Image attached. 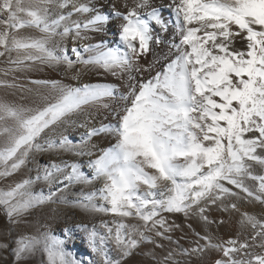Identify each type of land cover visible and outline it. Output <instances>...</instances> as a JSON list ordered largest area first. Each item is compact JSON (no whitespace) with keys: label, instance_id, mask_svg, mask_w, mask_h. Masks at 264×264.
<instances>
[{"label":"snow or ice","instance_id":"1","mask_svg":"<svg viewBox=\"0 0 264 264\" xmlns=\"http://www.w3.org/2000/svg\"><path fill=\"white\" fill-rule=\"evenodd\" d=\"M70 6L73 11H62ZM123 7L124 12L113 4L103 13L95 5H76L73 0H0V57H7L9 64L0 70L4 75L29 71L37 64H63L66 71L79 64L122 81L80 87L32 81L50 89L42 105L0 99V178L19 172L36 154H49L35 176L0 189V207L9 223H18L41 205L59 202L54 200L57 193L69 186L103 180L97 192L75 202L85 211L121 218L112 221L115 228L103 224L105 236L80 226L102 264H114L103 247L106 241L114 243L123 260L141 242H152L145 232L164 237L172 226L165 227L163 212L187 217L196 210L209 223L203 215L207 205L238 196L233 188L264 204V175L251 171L253 164L264 168V0H169L170 20L151 0H135L131 6L125 0ZM73 13L92 15L84 22L66 24ZM113 17L121 21L120 46L109 47L103 40L70 49L64 44L69 36L75 44L77 39H90L87 33H103ZM170 27L175 58L140 82L137 75L151 69L140 64L141 58L154 43H161L156 29L164 33ZM26 28L39 35L19 34ZM0 87L17 85L0 80ZM113 101L120 109L112 108L118 117L115 125L90 128L78 141L65 134L69 125L86 127L87 121L77 123L74 117L90 116L89 109H108ZM103 133L114 134L116 143L88 161L91 175L82 171L81 163L63 159L91 156L94 145L89 142ZM246 179L259 182L255 191ZM36 183L47 184L49 192L33 193ZM97 197L106 206L92 203ZM229 207L237 205H225L224 210ZM128 219L142 223L130 224ZM240 224L254 230L251 243L238 237L213 243L210 236H203L205 245L197 242L182 254L203 256L216 249L220 255L212 264H264V220L245 212ZM64 237L47 231L22 237L14 256L19 262L39 248L47 264H80L64 248L71 238L68 229ZM8 247L0 240V250ZM165 259H172L171 253Z\"/></svg>","mask_w":264,"mask_h":264},{"label":"rangeland","instance_id":"2","mask_svg":"<svg viewBox=\"0 0 264 264\" xmlns=\"http://www.w3.org/2000/svg\"><path fill=\"white\" fill-rule=\"evenodd\" d=\"M33 30L34 29L26 28L20 30V32L32 34ZM69 55L72 56L70 52ZM72 58L75 59L74 56ZM85 58L87 57L85 56ZM6 65H9L7 57H0V67L3 66V68H5ZM81 66L82 65L77 64L75 67L78 69ZM13 75L16 76L15 82L13 81ZM13 75L10 79L11 82L17 85V87H15L17 91L22 90L24 88L23 83L26 79V76H24V73L22 72H17ZM36 87L37 86L35 85V89L31 90L24 88L25 92L28 95L26 100L29 98L35 104L38 103L39 105H42L44 103V101L40 100L42 94ZM13 90L14 88H7V92L4 94V97L2 99L10 102L15 101L16 94L13 92ZM26 100L23 99V104H25V106L26 102L28 101ZM17 104H21V102ZM119 110L120 109H118V111ZM116 119H118L117 116ZM114 123H116V120ZM66 132L67 133L65 134L68 135V127ZM66 156L69 155H65L64 157L66 158ZM70 156L73 157V160L70 161H75V156ZM84 157L88 156H83V158ZM47 158H49L48 153L36 154V157L31 160V162L28 163L25 167H23L19 172L7 178H0V189H7L9 185H14L15 183L21 182L26 178L35 176L36 167L46 162L45 159ZM251 171L252 174L255 175L256 168L252 166ZM86 174L91 175V172L87 171ZM247 180L248 179L245 180V183H247ZM97 181H101L103 183V180H96L90 185L69 186L67 189L57 193V196L54 198V200L59 202H49L30 210L29 213L19 218L18 223H9L3 208L0 207V240H6L9 245L7 249L0 250V264H47L46 254L39 248L33 253L27 255L22 261L17 262L13 250L16 248L17 242L22 237L36 236L41 232L47 231L56 237L59 236L61 239H65L64 229H68L69 232H78V230L83 231L85 236L87 237V233L81 229V225H87L89 229L95 228L100 236L107 235V231L103 227V224L107 222L109 227L115 228V225L112 223V221L119 220L121 218L114 217L111 214H105L103 212L85 211L79 206V204L75 203L76 201L82 200L83 195L96 192V190L92 188V185ZM55 187L57 186L54 185L53 189H55ZM141 190L143 191L144 188L142 187ZM31 191L33 193L43 192L46 195L49 192V187L44 183H36L32 186ZM237 197L242 198L240 194H238ZM247 200L250 202L249 199ZM92 203L98 206H106L105 202L99 199V197L94 199ZM225 205V201H223V204L220 201H217L216 204H209L207 205V210L203 215H207L209 207H211L214 208L213 210L215 212H217L218 210L217 213L220 216H230L228 210H224ZM90 213H94V215H90ZM161 215L167 220V224L165 225V227L172 226L171 231L164 232V228H159V231L164 232V237L155 235V231L145 232V235L149 236L152 242H141L139 247L133 251L132 255L124 258L123 260H121L120 253L116 250L114 243L111 241L105 242V244L103 245L106 249L105 251L107 252L108 257L114 262V264L116 261H119L120 264H132L131 261L133 258H141L144 261L151 262V264H159V259H161L162 257L160 253L161 251L168 256L169 253H171L172 259H170V261L172 264L173 261L178 262V264H204L208 253L216 250L209 249L203 256H198L195 253H193L191 256L182 254V249H191L197 242L200 245H205L206 241L200 239V237L209 236V234L204 230L202 233L200 232L201 234L199 233V230L201 231L203 229L202 226L205 225V221L196 210L190 211L187 217L183 213L163 212ZM102 218H104V222H101ZM126 222L130 224L142 223L141 221L135 219H128L126 220ZM173 225H178L179 227H175ZM220 229L221 227L219 226L217 231V237L219 239L217 238L216 243L222 242ZM72 247V244H69V242H66L64 244L65 250L69 252L71 256L76 260L80 261V264H102L101 258L96 253L91 252L89 248H87L86 251L81 254V257L87 260L84 262L83 260H81L82 258L80 259L78 258V256H74ZM163 264L170 263L163 262Z\"/></svg>","mask_w":264,"mask_h":264},{"label":"bare ground","instance_id":"3","mask_svg":"<svg viewBox=\"0 0 264 264\" xmlns=\"http://www.w3.org/2000/svg\"><path fill=\"white\" fill-rule=\"evenodd\" d=\"M124 2L125 0H73V3H75L76 5H80V4H89L90 6L95 5V7L98 8L103 13H108L113 4H115L120 11L122 12L126 11V9L123 7ZM127 2L131 6V4L135 2V0H127ZM151 3L153 6L160 8L162 17L165 20L171 19V13L166 7V5L169 3V0H151ZM62 11L69 12V11H73V9L70 6L67 9H63ZM84 15L73 13L71 18L68 21H65V23L71 24V22L75 20L84 22L88 20L92 14L89 13ZM120 23L121 21L119 19L113 17L110 23L105 26V31L103 33H87V35L91 37L90 39H85V40L77 39L75 40V44L73 43V38L69 36L64 40V44L66 45L67 48L70 49L73 46L80 47L83 45L94 44L100 40H103V42L109 47H118L120 46L118 39V26ZM156 32L159 34L161 38V43L159 44L154 43L151 46L152 50L145 57L141 58L140 64L143 65L144 67H148L149 65H151V69L148 72H144L140 75H137V80H139L140 82H144L148 79H151L152 76H154L157 72L163 71L164 66L175 58V51L174 49H171V44L173 42L172 41L173 29L170 27L169 31L164 33H160L159 29H156ZM19 34L39 35V33L36 30H33L32 34L31 33L26 34L22 32H20ZM175 42L177 43L179 42L178 36L176 37ZM237 47H241V45L238 44ZM8 67L9 65H6L5 68L1 66L0 70L6 69ZM22 73H24V76H26V79L23 83V87L29 90L35 89L34 87L36 84H33L32 81H59L63 85H70L72 87H80L84 84L111 83V84L120 85L122 83L121 80L117 78H113V76L110 74L104 73L103 71L86 70L83 68V66H81L78 69L74 67L71 71H66L63 64L56 67H49L46 64H37L32 66L29 71ZM76 73H79V75L76 78H73L74 74ZM11 77L12 75L6 76L4 75L3 71H0V80H8L9 82H11L10 80ZM13 81L15 82V80ZM36 86H37L36 88L39 89V91L42 94L41 98L40 97L39 98L41 101H43L42 97L49 95L50 89L43 85H36ZM24 88L20 91H17L16 88H14L13 92L16 94V100L12 101V103L17 104L21 102L20 105L25 106V104H23L24 103L23 99L26 100L28 95L25 92ZM124 90H125L124 88H121V91ZM6 92H7V88L0 87V99L4 97V94ZM29 100L26 102V106L35 107L39 105L38 103L35 104L33 101L31 100L29 101ZM118 103L119 102L117 101H113L111 107L108 109H103V108L99 110L89 109V112L91 113L90 116L85 115V116L74 117L73 119H75L77 123L83 121H87V123H86V127L69 125L68 126L69 138L78 141L81 137H83L86 134V132L90 128H99L102 125H114L115 124L114 122L116 120V115L112 111V108H117L118 111L119 109L117 107ZM115 140L116 138L114 134H110V133H103L99 136L92 137L91 141L89 142L91 145H94V147L92 148L91 157L89 156L84 158L74 157L76 162L82 164V171L86 173L87 171L92 173V169L88 167V161L95 160L101 154V150L112 147V145L115 144ZM48 159L49 158L45 160L47 161ZM63 159L70 161L73 160V157L69 155L66 156V158L63 157ZM252 166L256 168L255 175H264V168H261L259 165L256 164H253ZM258 183L259 182L256 180L248 179L246 184L249 186V188L255 191L256 188L258 187ZM102 187H103V183L101 181H97L95 184L92 185V188L95 189L96 192L98 191V189ZM229 187L232 186L229 185ZM233 191H236L238 194H240L242 198L233 196L226 198L224 201L226 205L235 203L237 205V208L232 209L229 207L228 212L230 213V216H226V215L220 216L217 213L218 210L217 212H215L213 210L214 208L209 207L208 213L206 215L208 217L209 223L205 222L204 223L205 225L202 226L203 229L201 231L199 230V233L200 232L202 233L203 230L207 232L211 237L213 243H216L217 241L218 238L217 231L219 226L221 227L220 235L222 241H226L230 238L238 237L241 241L247 239L248 242L251 243V236L254 230L250 226H244V227L241 226L240 224L241 214L246 212L250 215H255L258 219L264 220V204L256 201L253 198H248L246 194L240 192L239 189L233 188ZM247 199H249L251 203ZM90 215H94V213H90ZM103 219L104 218H102L101 222H104ZM70 233H71V238L69 240L67 239L66 242L72 244L73 246L72 252L74 253V256H78V258L81 259L82 258L81 254L84 253L87 248H89V250L93 252L88 244L87 237L85 236L83 231L78 230V232H70ZM58 238L60 237L58 236ZM253 250L257 253L262 251L260 248H255ZM160 253L162 257L161 259H159V264H163V262H168L172 264L170 259H165L166 257H168L167 254L163 253L162 251ZM219 255L220 252L216 250L209 252L204 264H212V261L218 258ZM81 260H83L84 262L87 261L85 258H82ZM131 262L132 264H151V262L144 261L141 258H133ZM185 264H195V263H185Z\"/></svg>","mask_w":264,"mask_h":264}]
</instances>
